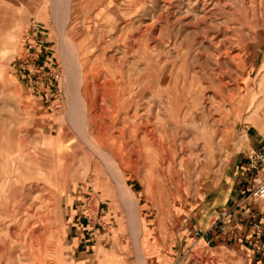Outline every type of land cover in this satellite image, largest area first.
I'll use <instances>...</instances> for the list:
<instances>
[{
  "label": "rangeland",
  "instance_id": "obj_1",
  "mask_svg": "<svg viewBox=\"0 0 264 264\" xmlns=\"http://www.w3.org/2000/svg\"><path fill=\"white\" fill-rule=\"evenodd\" d=\"M191 1L136 5L137 0H113L106 6L109 0H14L11 12H0V21L7 20L17 33L14 45L0 48V139L4 143L12 129L16 146L44 153L58 171V155L66 156L62 164H70L63 177L32 180L35 188H44V204L36 190L34 208L40 206L44 216L47 264H145L142 248L149 264H253L247 248L205 239L203 220L209 197L215 198L224 181L242 119L264 109V0H208L206 6ZM156 36L173 42L181 78L189 69L193 87L205 86L210 103L217 93L213 104L218 110L225 109L222 95L234 93L226 106L234 109L224 114L218 160L205 168L194 166L175 197L168 189L174 186L171 179L157 182L156 193L142 160L132 169L121 161L119 128L128 133L134 112V106L127 109L129 98L144 111L161 94L156 88L151 97L148 89H143L147 95H138L141 79L147 83L146 66L157 69L155 64L168 55L161 45L151 47ZM225 46L236 48L238 56L228 57ZM113 73L119 80L115 89L109 84ZM213 112L195 106L190 134L196 137L204 123L213 130ZM160 116L161 125L168 115ZM150 118L156 119L154 114ZM98 130L106 143L103 151ZM135 195L139 213L129 212ZM139 214L144 223L138 240Z\"/></svg>",
  "mask_w": 264,
  "mask_h": 264
},
{
  "label": "bare ground",
  "instance_id": "obj_2",
  "mask_svg": "<svg viewBox=\"0 0 264 264\" xmlns=\"http://www.w3.org/2000/svg\"><path fill=\"white\" fill-rule=\"evenodd\" d=\"M20 1L22 3L24 0ZM112 1L109 0L106 6L112 3ZM239 1L245 3L255 0ZM13 2L14 0H0V12H11L10 9ZM199 2H203L204 6L208 5V0H195L193 5L195 6ZM220 2L221 0H215L213 4ZM140 3H142V0H137L136 5ZM209 11L208 9V11L205 10L204 12L206 14ZM16 35V31L8 25L7 20L0 21V48L7 49L10 45H14ZM172 44L173 42L169 39L160 36L155 37L151 47L153 45L160 47L161 45L166 49L168 55L161 58L155 64L158 67L157 69L152 66V68L146 66V70H149L147 83L145 84V81L142 83L143 79H141L138 85L141 88L138 95L144 92L143 89L146 91L148 89L151 97L154 95L155 89H159L161 94L157 104L155 106L150 105L149 108L144 105V111H141L140 105L135 100L133 101V99L129 98L127 109H131L134 106V112L129 113L130 130L127 134L124 133L122 128H119V131L124 136V145L121 153L123 167L125 166L130 169L138 167V161L142 160L147 171V176L153 183L154 192L157 193V189L154 186L157 182L161 179L168 180L169 178L174 186H168V189L170 194L175 197L182 179L187 178L194 166H199L200 169L208 167L211 162H214L220 156L222 152L220 143L226 133L223 127L224 114L234 109L232 105L230 109L226 108L234 93L222 95V106L225 109L220 110L219 108L218 110L219 106L213 104L214 99L218 96L216 92L212 94L213 97L211 98L213 100L210 103L208 97H206L205 86L199 84L195 88L193 87L191 78L195 76L193 73L191 74L189 69L185 68L183 70L182 78L179 76V73L175 72L177 61L171 52L174 46ZM133 48L134 44L131 46V49ZM225 49L224 53L231 59L238 56L237 49L233 46H225ZM184 65L185 62L181 64L182 67ZM85 70L88 71L86 68ZM85 76V81L87 82V73ZM121 76L123 77V74ZM222 80V78H218L222 87H226V83L222 82ZM96 84L101 86L102 83L97 81ZM109 84L113 89L119 85V80L115 78V73L109 79ZM146 91L143 94L147 95ZM126 93L128 94V92L122 94L123 97L127 96ZM162 94H165V97ZM198 104L203 109H208V107L209 109H214L211 118L215 122V125L213 126L214 129L211 130L208 124H202L201 127L199 126L200 131L198 130V135L194 137L190 134L191 129H189V126L192 124L190 116L193 113V108ZM96 109L103 113V108L100 104H97ZM222 111L224 112L222 113ZM162 112L168 115V119L160 125L158 122ZM145 113L147 114L146 117L144 116ZM152 114L155 115V121H151L150 117ZM197 116L200 119L199 115ZM92 121L94 122L93 117ZM220 133L222 136H220ZM1 135L2 133H0V138ZM96 135L100 146H102L99 151H103L102 149L106 143L99 130ZM141 145H143L145 153L140 149ZM49 160L51 159L42 152L35 154V151H31L27 147L20 148L16 146L12 129L5 133L4 143L0 139V264H34L35 258H37L39 264H47L49 243L46 237V228L41 225L44 224V216L40 211V206L36 209L34 208V193L36 190L38 191L37 198L41 200L42 204L45 201L42 195L44 188H35L36 185H33L32 180L36 177L43 179L49 176H53L54 178L63 177L67 175L70 168L69 163L66 165L62 164V160H66V156L64 155H58L57 158L59 161L58 166L61 168L60 171ZM121 175L127 183L123 171H121ZM138 178L140 177L138 176ZM164 193H166V190L164 187H161V194ZM134 197L136 198L135 204H133L135 208L131 206L129 212L136 213L137 211L139 213L140 199L136 195ZM142 218L139 214L137 219V224L139 225L137 226L140 231H138L139 234L137 235L138 240L144 223ZM35 223L39 226H36ZM140 254L145 264H149L147 254L143 248Z\"/></svg>",
  "mask_w": 264,
  "mask_h": 264
},
{
  "label": "crops",
  "instance_id": "obj_3",
  "mask_svg": "<svg viewBox=\"0 0 264 264\" xmlns=\"http://www.w3.org/2000/svg\"><path fill=\"white\" fill-rule=\"evenodd\" d=\"M30 82L34 86L37 83L32 79ZM237 135L224 181L215 198L209 197L208 216L203 220V224H208L204 238L211 237L218 244L245 247L250 251L253 264H264V198H244L255 175L248 166V152L260 150L264 145V109L242 119Z\"/></svg>",
  "mask_w": 264,
  "mask_h": 264
},
{
  "label": "built area",
  "instance_id": "obj_4",
  "mask_svg": "<svg viewBox=\"0 0 264 264\" xmlns=\"http://www.w3.org/2000/svg\"><path fill=\"white\" fill-rule=\"evenodd\" d=\"M45 76L47 74L42 73V78ZM248 166L255 171V175L244 198H264V145L260 150L252 149L248 152ZM262 250L264 251V246Z\"/></svg>",
  "mask_w": 264,
  "mask_h": 264
}]
</instances>
